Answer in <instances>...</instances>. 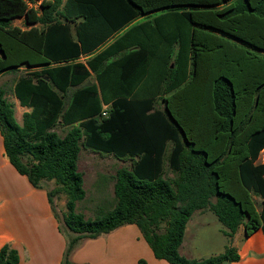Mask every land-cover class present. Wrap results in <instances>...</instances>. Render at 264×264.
Instances as JSON below:
<instances>
[{
	"label": "trees",
	"instance_id": "16d2710c",
	"mask_svg": "<svg viewBox=\"0 0 264 264\" xmlns=\"http://www.w3.org/2000/svg\"><path fill=\"white\" fill-rule=\"evenodd\" d=\"M31 1L0 0V76L33 69L14 86L32 107L22 124L0 86V130L7 157L34 187L55 182L54 210V195H67L61 264H74L85 240L128 224L171 264L240 260L235 233L264 230V0ZM159 12L91 57L139 17ZM77 18L73 29L66 20ZM82 144L133 159L115 175V206L93 219L76 211L86 197ZM206 209L229 244L217 255L186 257L187 223ZM0 264H21L19 251L5 244Z\"/></svg>",
	"mask_w": 264,
	"mask_h": 264
},
{
	"label": "crops",
	"instance_id": "0c3cea01",
	"mask_svg": "<svg viewBox=\"0 0 264 264\" xmlns=\"http://www.w3.org/2000/svg\"><path fill=\"white\" fill-rule=\"evenodd\" d=\"M159 14L160 12L150 17H139L123 30L116 33L107 43L93 53L91 57L108 47L128 29ZM81 20L82 18H79L74 26L71 24L73 29H75V26ZM85 57L87 56L83 55L78 61L85 62L86 60L83 59ZM23 69H27L25 71L26 74L33 70L21 66L16 71L2 74L0 80L8 74L14 72L21 73ZM21 77L22 75L15 79L13 93L14 86ZM14 96V100L11 101L7 93L8 99L18 105V111L14 108L15 117L22 124L24 114L30 112L32 107L23 105L15 93ZM63 127L65 128L66 126ZM262 153L259 161H263L264 159V157L261 159ZM103 154L94 149L87 152L85 156L80 152L78 168L84 175V181L85 177L87 178V176H90L89 173L91 174L94 171L97 163H111L112 160L114 161V156ZM121 167L123 165L119 166V168ZM106 170L113 171L111 167L106 168L104 166L101 168L102 172ZM99 182V177L95 178L96 187L99 186ZM256 209L260 212L261 207L256 204ZM207 211L209 210H198L192 217L196 214L198 217L203 216ZM192 217L187 223L180 252L189 258L202 259L205 257L196 256L190 249L191 242L188 244L186 240L190 231ZM67 234L66 230L62 229L59 216L53 209L48 188L34 187L29 178L21 174L10 162L5 152L4 138L0 130V250L5 244H10L19 251L21 264H61L67 248ZM226 238V246L223 247V251L219 252V254L224 252L229 244V239L227 236ZM131 239L136 240L134 241V247ZM230 243L236 247L240 254V260L224 264H264V230L262 227L247 236L245 235V227L241 226L232 237ZM72 261L74 264H171L164 259L155 257L152 248L136 224L124 225L107 236L85 240L74 251Z\"/></svg>",
	"mask_w": 264,
	"mask_h": 264
},
{
	"label": "rangeland",
	"instance_id": "374dc122",
	"mask_svg": "<svg viewBox=\"0 0 264 264\" xmlns=\"http://www.w3.org/2000/svg\"><path fill=\"white\" fill-rule=\"evenodd\" d=\"M41 0H34L31 1V5L38 7ZM79 18L74 20H66L70 24L74 26ZM15 25H18L22 28H25V23L23 20H15ZM84 60H87V57L83 58ZM21 73H11L6 76H4L0 80V85L4 86L7 90L8 97L11 101L14 100L15 96L13 93V84L15 79H17L20 75H26L27 71L26 69L22 70ZM32 72V71H30ZM91 81H94V76L90 79ZM14 103V102H13ZM14 108L16 111H18V105L14 103ZM67 127H63L62 125L56 127V130L64 135L67 131ZM91 148L86 147L85 144L81 145V153L83 156L87 155V152H89ZM96 151V150H95ZM99 152V151H98ZM103 153V152H100ZM108 154V156H114L112 153H104L103 155ZM264 157V151L262 153L261 159ZM114 161L112 160L111 163H97L94 167V171L89 173L90 176L85 177L84 181V187L87 193L86 198L83 200H80L77 202L76 211L81 212L86 215V217L89 218H95L100 213H106L110 209H112L116 204V197L114 192V186H115V175L117 173V170L119 166H126L131 167L133 159L127 158V159H120L116 156H114ZM110 164V165H109ZM106 168H112V172L106 170L104 172L101 171L102 167ZM97 172L95 173V171ZM116 171V173H115ZM112 175V177H111ZM166 176L168 177H175V173L172 172L171 169L168 168ZM99 177V186H95V178ZM47 188L49 190H52L56 184L54 181H47L45 182ZM54 206L55 211L57 212L61 226L63 230H66L68 233V229L65 225V215L68 212L67 208V195L65 193H58L54 195ZM253 199L255 200V203L260 207L261 198L258 196H253ZM192 222L190 224V231L187 235V242H191V251L196 255L200 257H210L212 255H217L219 252L223 251V247L226 246L227 238L224 234V225L222 222L218 219L216 214L209 210L207 213H205L203 216H199L196 214L194 217H192ZM70 232V231H69ZM68 238V234H67ZM132 238V236H131ZM132 240V239H131ZM136 240H132V243H134L133 247L135 246ZM137 244V242H136ZM150 246V245H149Z\"/></svg>",
	"mask_w": 264,
	"mask_h": 264
},
{
	"label": "built area",
	"instance_id": "2783aa9c",
	"mask_svg": "<svg viewBox=\"0 0 264 264\" xmlns=\"http://www.w3.org/2000/svg\"><path fill=\"white\" fill-rule=\"evenodd\" d=\"M107 108H108V106L105 105V106H104V109H103V115H106V114H107Z\"/></svg>",
	"mask_w": 264,
	"mask_h": 264
}]
</instances>
